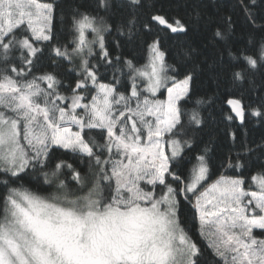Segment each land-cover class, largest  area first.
Returning a JSON list of instances; mask_svg holds the SVG:
<instances>
[{
    "label": "snow or ice",
    "instance_id": "6c2138e0",
    "mask_svg": "<svg viewBox=\"0 0 264 264\" xmlns=\"http://www.w3.org/2000/svg\"><path fill=\"white\" fill-rule=\"evenodd\" d=\"M58 9L0 0V264H264V138L229 126L218 150L190 22L157 0H92L60 30ZM203 24L209 68L261 77L259 103L226 92L224 120L264 123V0Z\"/></svg>",
    "mask_w": 264,
    "mask_h": 264
},
{
    "label": "trees",
    "instance_id": "16d2710c",
    "mask_svg": "<svg viewBox=\"0 0 264 264\" xmlns=\"http://www.w3.org/2000/svg\"><path fill=\"white\" fill-rule=\"evenodd\" d=\"M222 1L226 0H157L173 15H178L190 22L191 27L188 35L182 39L186 46H191L199 51L200 56L198 59L207 58V62L201 65L202 70L199 71L196 92L199 97H212L215 100L213 107H205L204 115L209 119L208 131L212 133L218 150L226 151L231 146V141L225 134L226 127L230 126L231 130L236 131L242 139L252 141L253 129L261 124L259 120L247 114L244 124H241L237 118H234L231 122L224 120L225 114L233 115L230 107L226 104V92L233 91L237 96L242 95L245 104L259 103L258 88L261 77L259 74L256 75L257 87L256 89H250L247 83L232 85L230 73L226 67L220 65L212 68L208 67L214 60L215 52L209 43L210 30L204 26L203 20L221 14L218 3ZM56 2L60 5V9H58L54 23L58 29L63 30L65 25L61 21L70 16L74 8L77 6L86 7L92 0H56ZM197 13H199V19ZM168 46L171 47L170 42ZM129 51L140 60L141 64L145 63L149 56L142 43L140 45H130ZM172 55H175V53L173 52ZM169 62H171V56Z\"/></svg>",
    "mask_w": 264,
    "mask_h": 264
},
{
    "label": "rangeland",
    "instance_id": "374dc122",
    "mask_svg": "<svg viewBox=\"0 0 264 264\" xmlns=\"http://www.w3.org/2000/svg\"><path fill=\"white\" fill-rule=\"evenodd\" d=\"M228 2L229 0L218 3V7L222 13L227 10ZM238 39H239V43L242 44L243 42L246 41V35L243 32H239ZM262 138H264V123L257 125V127H255L252 132V141L259 142Z\"/></svg>",
    "mask_w": 264,
    "mask_h": 264
},
{
    "label": "water",
    "instance_id": "95a60500",
    "mask_svg": "<svg viewBox=\"0 0 264 264\" xmlns=\"http://www.w3.org/2000/svg\"><path fill=\"white\" fill-rule=\"evenodd\" d=\"M234 115V113H232ZM239 120V119H238Z\"/></svg>",
    "mask_w": 264,
    "mask_h": 264
}]
</instances>
